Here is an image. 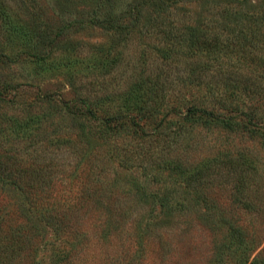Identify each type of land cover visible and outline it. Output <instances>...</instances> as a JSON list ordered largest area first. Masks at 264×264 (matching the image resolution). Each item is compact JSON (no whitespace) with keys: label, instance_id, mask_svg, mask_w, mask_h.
I'll return each mask as SVG.
<instances>
[{"label":"rangeland","instance_id":"obj_1","mask_svg":"<svg viewBox=\"0 0 264 264\" xmlns=\"http://www.w3.org/2000/svg\"><path fill=\"white\" fill-rule=\"evenodd\" d=\"M72 1L82 13L90 9L91 0ZM55 3L45 1L50 16L63 12ZM244 5L264 14V0ZM236 8L230 0H198L200 39L215 37L224 49L199 45L190 68L177 51L162 68L179 109L198 97L230 126L221 120L190 127L173 115L170 139L127 136L111 141L116 151L97 148L98 140L83 138L69 115L36 95L35 83L46 81L51 91L57 83L67 90L65 76L55 80L24 60L0 64V83L24 89L14 104L0 103V264H235L238 257L264 264V19L235 21L248 12ZM79 33L80 58L107 39L97 28ZM147 33L130 37L121 72L155 67L149 52L162 44ZM91 73L72 79L82 85ZM232 107L252 111L250 118L240 119Z\"/></svg>","mask_w":264,"mask_h":264},{"label":"trees","instance_id":"obj_2","mask_svg":"<svg viewBox=\"0 0 264 264\" xmlns=\"http://www.w3.org/2000/svg\"><path fill=\"white\" fill-rule=\"evenodd\" d=\"M45 1L0 0V64L13 65L24 60L45 73L52 72V76H57L52 77L55 80L59 75L65 76L69 81L67 90L62 91L58 86L60 83L55 82L58 91H51V81H46L50 83L44 86L41 84L45 82L35 83L40 89L36 95L51 110L64 111L69 115L83 138L89 142L98 140L97 148L108 145L116 151V144L112 142L127 136L136 137L141 142H149L152 135L170 139V132L166 130L170 124L167 117L173 115H180L183 123L190 127L221 120L222 125L230 126V118H222L212 109L202 107L198 97L185 103L183 110L179 109L176 96L171 97L165 89L167 81L162 76V68L169 61H175L172 58L174 53L186 54L188 60L184 61L190 68L191 62L197 60L199 45L209 49L215 47L218 51L224 49L215 37L200 39L197 33L198 0H126L124 3L122 0H91L86 13L78 11L72 0H51L56 2L54 8L58 10L59 5L62 8L63 12L57 16L48 14ZM230 2L236 4L237 10L248 11L244 5L246 0ZM189 4H192L190 11L185 8ZM171 10L180 12V15H174ZM185 10L187 12L181 14ZM53 19L58 20L56 27L52 25ZM211 19L205 18L207 22ZM263 19L264 14L255 10L233 17L235 21L250 23ZM169 25L177 29L184 27L185 32L172 33L165 29ZM93 28L106 31L107 39L90 44L86 57L80 58L75 51L80 48L79 32ZM144 28L148 30L147 34L160 36L158 43L162 46L149 52L150 67L152 64L155 67L147 72H121L120 67L126 66L123 54L130 37L137 34L136 37L142 38ZM84 69L92 72L93 78L81 85L72 79V73L77 74ZM193 71L192 67L185 77L192 76ZM22 84L0 83V103L14 104L19 95H24ZM29 85L33 87V83ZM9 88L11 92H7ZM6 92L9 93L7 98ZM230 111L240 119H249L252 112L237 107L230 108ZM149 127L151 134L148 133ZM166 147L168 149V144ZM247 259L238 257L235 264H246Z\"/></svg>","mask_w":264,"mask_h":264}]
</instances>
